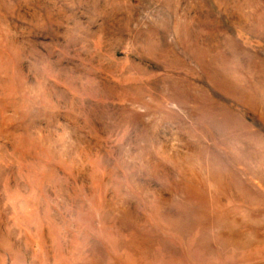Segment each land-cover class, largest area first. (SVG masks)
Masks as SVG:
<instances>
[{
    "label": "rangeland",
    "instance_id": "1",
    "mask_svg": "<svg viewBox=\"0 0 264 264\" xmlns=\"http://www.w3.org/2000/svg\"><path fill=\"white\" fill-rule=\"evenodd\" d=\"M0 264H264V0H0Z\"/></svg>",
    "mask_w": 264,
    "mask_h": 264
}]
</instances>
